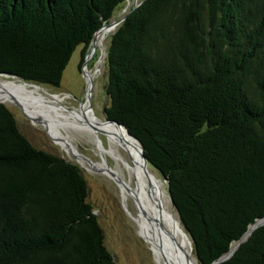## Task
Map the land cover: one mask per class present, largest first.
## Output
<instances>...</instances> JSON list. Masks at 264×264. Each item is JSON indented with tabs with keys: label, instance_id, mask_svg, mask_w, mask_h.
I'll return each instance as SVG.
<instances>
[{
	"label": "trees",
	"instance_id": "1",
	"mask_svg": "<svg viewBox=\"0 0 264 264\" xmlns=\"http://www.w3.org/2000/svg\"><path fill=\"white\" fill-rule=\"evenodd\" d=\"M127 0H0V74L60 88ZM104 109L161 172L199 264L264 218V0H143L110 39ZM82 169L0 104V264H117ZM220 264H264V225Z\"/></svg>",
	"mask_w": 264,
	"mask_h": 264
},
{
	"label": "bare ground",
	"instance_id": "2",
	"mask_svg": "<svg viewBox=\"0 0 264 264\" xmlns=\"http://www.w3.org/2000/svg\"><path fill=\"white\" fill-rule=\"evenodd\" d=\"M114 29L104 27L97 33L93 53L104 46ZM99 73L98 68L91 69L87 65L85 76L89 83L95 81ZM19 83L0 80V103L22 107L30 118L44 126L54 142L72 151L81 166L103 172L118 185L125 203H131L133 224L148 245L155 263L199 264L193 253V243L172 209L164 183L145 162L140 144L123 127L101 121L88 101L82 103L79 111H72L58 105L62 101L60 96L49 95L35 85ZM68 128L94 136L104 163L94 162L75 149L64 134L63 129ZM100 135L106 137L108 147L103 146ZM108 158L113 160L114 167L109 166ZM260 223L264 224V218ZM252 231L253 226L243 239L246 240ZM237 244H233L232 250Z\"/></svg>",
	"mask_w": 264,
	"mask_h": 264
},
{
	"label": "rangeland",
	"instance_id": "3",
	"mask_svg": "<svg viewBox=\"0 0 264 264\" xmlns=\"http://www.w3.org/2000/svg\"><path fill=\"white\" fill-rule=\"evenodd\" d=\"M142 1L143 0H127L117 9L111 22L122 20ZM117 27L114 29L113 33ZM113 33L106 40L103 46L104 48H96L95 53H93L94 55L92 54L93 56L90 55L93 52V45H91L84 62L87 63L91 69L98 68V70H100L99 75L96 77L95 81H93L91 98L92 106L90 105V107L95 115L103 122L107 120L104 114V109L110 104L109 98L106 95V86L108 83L106 57ZM82 49L83 46H80L74 53L71 62L64 73L60 88H53L50 86L41 87L47 94L58 95L62 98V101L58 102V105L65 106L76 112L80 110L79 108H81L83 102H87L89 89L91 87V84L87 81L84 74V69L86 70L87 66L84 67V64L82 65ZM0 80L7 82L12 81L9 83L18 84L19 82H22V84H25L22 80L20 81L18 79L12 80L0 78ZM53 103L55 102L53 101ZM6 106L15 116L20 132L31 142L32 145L40 150L62 157L67 161L78 165L82 169L89 185L88 202L94 208L99 223L104 230L106 247L114 256L116 263L156 264L148 245L144 239L140 237L141 235L136 228V225L133 224L134 222L131 218V203H125L118 185L110 180L103 172L87 169L81 166L77 162L74 153L70 150L64 149L54 142L44 126L30 118L22 107L15 105ZM63 131L71 140L74 148L79 150L82 155L94 162L104 163V159L98 154L100 148L97 146L94 136L69 128L63 129ZM100 139L103 146L108 147L106 137L100 135ZM126 158L128 157L126 156ZM108 164L111 167H114L115 165L110 158H108ZM149 168L164 183L166 193L170 197L168 183L155 168L151 165H149ZM172 209L175 210L179 218V214L174 205L172 206Z\"/></svg>",
	"mask_w": 264,
	"mask_h": 264
},
{
	"label": "water",
	"instance_id": "4",
	"mask_svg": "<svg viewBox=\"0 0 264 264\" xmlns=\"http://www.w3.org/2000/svg\"><path fill=\"white\" fill-rule=\"evenodd\" d=\"M139 5H137V6H135L134 7V10L138 7ZM126 19V16L122 19V20H120V21H118V22H111V23H109V24H105L102 28H104V27H114V28H116L118 25H120L124 20ZM101 28V29H102ZM100 29V30H101ZM99 30V31H100ZM98 31V32H99ZM97 32V33H98ZM97 33L95 34V36H94V38H93V41H92V45L94 44V42H95V40H96V35H97ZM93 52H94V50H93ZM93 52L90 54V55H92L93 54ZM87 66V63H84V67H86ZM84 74H85V69H84ZM0 78H7V79H18V78H16V77H14V76H10V75H8V74H0ZM18 80H20V79H18ZM21 81V80H20ZM9 82H12V81H9ZM25 84H29V85H35V86H38V87H41L40 85H38V84H34V83H29V82H25V81H23ZM91 84V87H90V89H89V94H88V102L90 103V105L92 106V100H91V98H92V85H93V82H91L90 83ZM0 104H2V103H0ZM106 122L107 123H111V124H114V125H117V126H119V127H123L127 132H128V134L130 135V137H132V138H134L139 144H140V146L142 147V155H143V158H144V160H145V162L146 163H148L149 164V162H148V159L146 158V156H145V154H144V146H143V144L141 143V141L139 140V139H137V138H135L134 136H132L131 134H130V132H129V130L125 127V126H123L122 124H120V123H118V122H116V121H112V120H106ZM160 174H161V176L163 177V179L166 181V179H165V176L161 173V172H159ZM167 182V181H166ZM170 194V193H169ZM170 198H171V201H172V204H173V200H172V196H171V194H170ZM174 205V204H173ZM175 207V206H174ZM261 220H263V219H258L257 221H256V223L253 225V231L254 230H256L257 228H259V227H261V226H263L264 224H262V223H260V221ZM250 230V229H249ZM252 231V232H253ZM252 232H251V234H252ZM247 234V233H246ZM245 234V235H246ZM250 234V235H251ZM244 238V237H243ZM241 239L240 240V242L237 244V247L234 249V250H232L231 249V251L229 252V254H227L226 256H224V257H222L218 262H216V263H214V264H220L221 262H223V261H225V260H227V259H229L233 254H234V252L236 251V249L245 241L244 239Z\"/></svg>",
	"mask_w": 264,
	"mask_h": 264
}]
</instances>
